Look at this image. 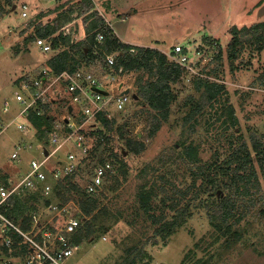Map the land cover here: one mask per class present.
I'll return each mask as SVG.
<instances>
[{"label":"rangeland","instance_id":"obj_1","mask_svg":"<svg viewBox=\"0 0 264 264\" xmlns=\"http://www.w3.org/2000/svg\"><path fill=\"white\" fill-rule=\"evenodd\" d=\"M78 1L74 0L75 3ZM117 1L129 7L128 10H137L131 12L134 24H129L127 42L135 45L145 42L147 47L159 45L162 48H157L166 54L182 44L196 65L192 72L185 70L180 81L173 85L175 97L170 114L164 119L158 115L162 123L153 136L150 131L157 121L153 115L156 112L150 111L145 100H131L126 112H114L116 124L110 148L124 160L125 166H120L116 176L106 180L98 196V217L85 219L86 223L93 224L95 232L79 244L67 264H264V174L259 171L260 187L254 188L253 195L248 197L228 189L222 173L214 170L216 163H221L230 153L231 142L238 143L240 134L249 141L253 132L258 136L264 133V88L256 83L264 69V49L256 51L250 43L241 47L242 54L235 61V69L228 52L232 37L230 28L264 21V15L259 16L264 0ZM23 2L31 5L26 17L21 15ZM4 4L6 2L0 0V5ZM56 4L43 0H15L16 8L7 5L8 13L0 17V180L3 175L16 180L18 168L10 155L17 142L30 140L35 147L31 150L32 156L40 155L41 144L31 132L36 130L30 127V133L26 134L19 130L17 123L11 122L20 109L15 101L17 87L14 82L46 61L47 56L41 54L27 37L36 30L31 21ZM55 16L56 13H51L37 23H45ZM73 17L77 20L74 31L80 39L84 34L85 15L75 13ZM148 31L151 38L147 39ZM215 42L222 47L221 60L215 58L217 47L211 44ZM201 48L207 51L198 53ZM214 68L219 73L217 80L227 87L228 102L233 104L239 118L238 127L225 128L223 121L225 117L231 118L230 111L220 116L221 112H216V107L204 97L203 90H198L193 83L197 72L199 76L207 77L203 69ZM151 77L143 69L129 72L122 78L126 83L132 82L137 91L139 82H146ZM6 99L11 103V111L7 113L3 112ZM198 105L200 110H197ZM190 113L193 117L187 120ZM128 137L143 140L144 151L135 154L128 150ZM189 143L198 148L200 159L195 162L185 158L184 145ZM29 155L22 152L23 158H29ZM117 162L121 165L120 160ZM204 171L219 179L218 184L204 183ZM143 186L146 190L154 187L153 204L158 214L165 204L178 203L168 219L188 205L185 216L171 234L156 235L159 224L152 223L140 209L138 193ZM184 190L187 194L180 200ZM253 197L255 202L251 200ZM65 198L71 206L70 214L83 217L80 206H75L78 195H66ZM225 198L235 200L238 207L236 216L229 222L222 220L219 207ZM28 209V205L20 201L19 211L24 214ZM51 213L40 211L41 219L47 220L53 215ZM239 216L241 219L237 220Z\"/></svg>","mask_w":264,"mask_h":264},{"label":"built area","instance_id":"obj_2","mask_svg":"<svg viewBox=\"0 0 264 264\" xmlns=\"http://www.w3.org/2000/svg\"><path fill=\"white\" fill-rule=\"evenodd\" d=\"M43 1L60 3L65 0ZM30 11L31 5L23 2L22 17L28 16ZM57 33L70 36L71 44L79 41L73 22L62 26ZM52 37L36 36L32 40L33 46L47 59L14 82L17 87L15 101L20 109L11 122L28 134L30 127L35 130L31 113L42 115L48 110L55 116L56 131L47 145L36 131H31L41 144L39 157L32 156L31 150L35 147L27 139L17 142L10 155L18 171L16 180L10 178L8 183H0V264H67L79 248L74 237L84 218L70 214V203L62 197L65 193L62 181L74 175L75 182L86 193L99 195L106 180L119 171V164L100 131L103 128L101 117L113 118L114 112L124 113L127 103L135 100L134 84L122 78L129 72L123 67L116 68L118 52L105 53L96 59L79 58L80 63L74 69L56 71L49 59L69 46L60 43L54 48ZM104 39V34L98 31L94 43L96 53ZM201 50L207 51L201 48L197 52ZM168 55L186 71H194L196 63L187 48L176 45ZM9 111L11 103L6 99L3 112ZM97 138L101 142L97 143ZM22 152L30 153L29 158H23ZM28 194L39 195L38 205L42 208L33 209L30 228L25 229L8 211L16 209L18 199ZM44 210L53 213L47 220L41 219L40 211ZM15 235L20 239L15 240Z\"/></svg>","mask_w":264,"mask_h":264},{"label":"trees","instance_id":"obj_3","mask_svg":"<svg viewBox=\"0 0 264 264\" xmlns=\"http://www.w3.org/2000/svg\"><path fill=\"white\" fill-rule=\"evenodd\" d=\"M4 1L6 4H4V6L0 5V17L7 14V8H12L15 4V0ZM93 7V0H79L77 3H75L74 0H65L62 3H57L54 8L39 13V15L31 21L30 24L35 25L36 30L27 37V40L31 41L36 36H53L52 43L54 48L60 45V43L69 46L49 59V64L56 71H62L67 68L74 69L80 63L79 58L96 59L100 56H104L105 53L113 52H118L117 63L115 65L116 68L123 67L124 70L128 72L143 69L148 71L149 75L152 77L146 82L140 81L136 93L140 99L148 102L151 112H156L153 113V115L157 121L150 131V135L153 136L160 128L162 123L161 120L167 118L170 114V105L175 97L173 85L180 81L185 69L174 61H171L169 55L160 49L123 42L114 33L111 26L107 24L104 17L97 11L92 10ZM51 13H56L53 19L50 18L45 23L41 21L37 23V20H40L42 17H49ZM75 13H77L78 16L82 14L85 15L84 23L86 24V37L71 44L70 36H64L62 33L57 32L62 26L74 20L73 15ZM98 31L104 34L105 39L99 44L101 47L99 53H96L94 43ZM229 32L232 37L228 45V52L233 69L237 68L235 61L238 60L242 54L241 47H246L247 43L254 46L256 51L261 52L264 49V21L257 22L252 26L244 25L238 27V25H233ZM213 43H211L212 46L217 47L215 58L221 60L223 56L222 47L218 42H215V44ZM131 49H134V51H131ZM203 71H206L207 77L194 76L193 83L195 87L198 90H203L204 97L212 102V106L216 107V112H221L220 116L229 114L230 111L231 118L225 117L223 121L225 128L238 127L239 118L235 115L233 104L228 102L227 87L223 82L217 80L219 73L216 72L215 68L209 70L203 69ZM256 83L264 88V69H262L257 76ZM200 109L201 106L198 105L197 110ZM49 112L50 111L47 110L42 115L33 113L30 115L32 124L37 132L36 134L46 145L49 143L52 134L56 131L55 116ZM158 115L162 119H160ZM191 117H193V113L188 114L186 119L189 120ZM101 123H103V128L100 129V131H102V134L105 136L104 141L107 147L112 151V155L116 161L120 160L121 162V165L117 162L119 164V170V168L121 169L120 166H125V162L110 148L111 141L113 140L112 133L115 132L116 119L101 117ZM105 130L107 131L104 132ZM120 130L121 135L124 136L125 133L122 127H120ZM230 135L232 136V133ZM237 140V144L233 141L231 142L229 149L231 150L230 153L221 163H216L214 170L222 173V180L228 189L234 190L239 196L251 197L254 193V188L257 190L260 187L259 171H262L264 174V133L258 136L253 132L250 136V143L248 140L244 139L242 134L238 136ZM96 142H101V139L97 138ZM127 146L128 150L131 152L140 154L145 149V142L143 140H136L128 137ZM184 153L185 158L189 162H195L200 159L198 148L191 143L184 145ZM115 176L116 175L113 177ZM10 178L11 177L8 175H3L1 176L0 183H8ZM218 180L215 177H210L205 171L203 172L204 183L207 182V184L216 185L218 184ZM61 188L65 191L62 195L64 198L66 195H78L77 202L83 212L84 218L83 225L74 237L75 243L79 245L86 237L91 236L95 232L93 224L86 223L87 220L85 221V219L88 217H98L97 209L100 204L99 195H89L86 193L85 190L75 182L74 175L66 176L61 183ZM141 189L142 190L138 193L139 206L148 218L151 219L152 223L159 224L156 235L171 234L177 224L180 223L181 219L185 216L188 205L180 209L173 218L168 219L172 210L178 203H172L169 206L165 204L161 207L160 213L158 214L153 204L154 187L152 186L150 189L146 190V187L143 186ZM186 194V190L181 191L182 197L180 200L183 199ZM166 199L167 198H165V202ZM255 199L256 198L253 197L251 200L255 202ZM38 200L39 195L37 194L24 195L22 199H18L16 209H9L10 211L8 212L15 216L16 220L23 228L28 229L30 228L31 214L33 209H37ZM64 200H67V198ZM20 201L29 207L28 211L24 214L19 211ZM219 207L222 210V220L225 222H229L232 216H236V211H238L235 200L231 198L221 200ZM241 216H239L237 220H240ZM14 237L15 240L20 239L19 236L15 235ZM23 247L24 249L26 248L25 245H23Z\"/></svg>","mask_w":264,"mask_h":264},{"label":"crops","instance_id":"obj_4","mask_svg":"<svg viewBox=\"0 0 264 264\" xmlns=\"http://www.w3.org/2000/svg\"><path fill=\"white\" fill-rule=\"evenodd\" d=\"M93 2H94V7L92 8V10L97 11L101 16H103L104 19L106 20L107 24H109L111 26V28L114 30V33L123 42H125L126 38H129L127 36V33H129V31H130L129 24L130 23L134 24V18L132 17L131 12L135 13L137 10L136 9L135 10L134 9L128 10L127 8H129V7L125 6V4H123L121 2H119L120 4H118L117 0H93ZM258 6H260V4H258ZM71 22H74L73 24L75 26L77 20H75V21L73 20ZM82 30H83L84 34H82V36L80 37L79 40L84 39L86 37L85 26L82 27ZM78 31H80V28H79ZM80 33H81V31H80ZM148 33H149V31H148ZM197 33L199 34V32H197ZM143 38H145V37H143ZM148 38H151L150 37V33L147 36V39ZM194 38H192V39H194ZM157 41H159V40H157ZM126 43H130L132 45H135V44H133L134 42H131V41H129V42L126 41ZM136 44L138 46H146V47L148 46V45L145 44V42H144V44H138V43H136ZM152 47H155V48L160 47V48H162L159 45L152 46ZM157 49H159V48H157ZM166 51H168V50H166ZM32 61H34V59ZM29 65L31 67L34 66V64H32V63H30Z\"/></svg>","mask_w":264,"mask_h":264},{"label":"water","instance_id":"obj_5","mask_svg":"<svg viewBox=\"0 0 264 264\" xmlns=\"http://www.w3.org/2000/svg\"><path fill=\"white\" fill-rule=\"evenodd\" d=\"M16 8V5L14 6V9ZM264 15V5L261 7V9L259 10V16ZM134 98L135 99H139V96L137 93L134 94ZM45 154H48V150L45 149Z\"/></svg>","mask_w":264,"mask_h":264}]
</instances>
